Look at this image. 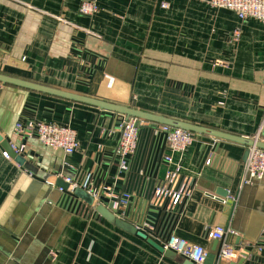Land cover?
I'll return each mask as SVG.
<instances>
[{
  "label": "crops",
  "instance_id": "obj_1",
  "mask_svg": "<svg viewBox=\"0 0 264 264\" xmlns=\"http://www.w3.org/2000/svg\"><path fill=\"white\" fill-rule=\"evenodd\" d=\"M81 1L0 0V73L264 140L263 22L207 0H96L91 16L79 13ZM120 117L0 82V134L25 144L34 165L5 157L0 142V264L186 263L138 230L160 245L175 233L204 246L205 264H238L242 257L217 263L211 231L219 225L234 231L228 242L250 251L247 264H264V178L242 182L247 145L197 134L172 152L149 126L123 169ZM29 121L71 126L80 147L66 154L19 134L16 124ZM177 166L190 196L168 215L170 230L168 220L156 232L162 215L153 191ZM68 177L99 186L109 205L66 200L60 187ZM124 191L131 192L127 213L111 220Z\"/></svg>",
  "mask_w": 264,
  "mask_h": 264
},
{
  "label": "built area",
  "instance_id": "obj_2",
  "mask_svg": "<svg viewBox=\"0 0 264 264\" xmlns=\"http://www.w3.org/2000/svg\"><path fill=\"white\" fill-rule=\"evenodd\" d=\"M207 2L213 7H224L234 11L241 19L254 18L264 23V0H207ZM98 10L99 6L96 0H82L79 5V13L82 15L91 16L98 12ZM235 34L238 35L239 31H236ZM149 126L155 134H163L165 136L169 149L172 152L184 151L194 141L197 135L183 128L149 122L133 116L121 115L118 125L119 142L117 146V154L120 158L121 168H128L129 160L138 149L141 132L145 127ZM16 131L25 136H35L40 143L49 147L60 148L66 154H71L80 147L77 132L69 125L45 121L18 122L16 124ZM12 148L17 153L22 154L26 150V145L23 143L20 145L12 144ZM3 154L5 157H11L8 151H4ZM165 160L169 163L173 162L172 155L165 156ZM179 170L180 167L177 166L175 170L167 173L166 178L156 185L151 199L159 208L165 207L170 213H174L190 196V187L192 184L189 179H183ZM179 176L181 181L176 184L175 180ZM263 178L264 149L256 145L250 146L244 165L242 182H252ZM66 181L71 184V188L82 186L87 189L95 198L96 203L98 201L99 204L104 202L100 199L101 190L99 186L88 184L78 185L69 177L66 178ZM60 189L63 190L62 187ZM130 199L131 192L124 191L119 199L114 201L112 207L120 217L126 215ZM223 201L226 202V200ZM142 224L138 223L137 228L140 225L143 226ZM145 225L147 226V223ZM151 230H154V228H151ZM233 233L234 231L232 229L220 225L212 229L211 237L222 240L219 261H230L247 254V250L244 248H236L226 240V235ZM161 241L164 243L163 246L165 249H170L190 259L195 264H205L206 262L209 252L202 245L190 243L175 233L165 235Z\"/></svg>",
  "mask_w": 264,
  "mask_h": 264
},
{
  "label": "water",
  "instance_id": "obj_3",
  "mask_svg": "<svg viewBox=\"0 0 264 264\" xmlns=\"http://www.w3.org/2000/svg\"><path fill=\"white\" fill-rule=\"evenodd\" d=\"M0 82L5 84V85L6 84L15 85V86H19V87H22L25 89H30V90H34V91H39V92L55 95V96L62 97V98L72 100L75 102L93 105V106L99 107L101 109H105V110L112 111V112H117L121 115H125L128 117L133 116V117H137V118L149 121V122H154V123H158V124H166V125H170L173 127L183 128L185 130L193 132L194 134H204V135L212 136L214 138L227 139L230 141L241 143L243 145H247V147H248V151L246 153V159L248 157V152H249L250 146L256 145V146L264 149V140H262V139L255 138V137L250 138V137H245L242 135L232 134V133H229L227 131H223V130H220V129H217L214 127H209V126L198 124V123H195L192 121H186L183 119H178V118H175V117L163 114V113L145 110V109H142V108H139L136 106L113 103V102L103 100V99H100L97 97H92L89 95L76 93V92H73L70 90H64L61 88L53 87V86L46 85V84L39 83V82H35V81H30L27 79H22L19 77L9 76V75L3 74V73H0ZM0 142L4 145L5 148H7L9 155L10 156L12 155L15 157V159L18 163H20L21 165H25V167L27 169H30V170L34 169V165H32V163L28 162L26 157L23 154L17 153L12 148V143L8 139H5L1 134H0ZM180 179H181L180 176L177 177L175 180V183L177 184L178 182H180L181 181ZM61 187L68 194L66 197V200H69L71 202L72 201H75V202L85 201L86 203H88L91 206L95 205V203H96L93 195H91L89 193V191L82 186H77L75 188H71V184L69 182H67L65 185H63ZM218 195L223 196V194H220V193H218ZM223 200H225V199H223ZM100 204L106 205V206L109 205L107 202H103ZM229 205L231 208H234L236 205V200H234ZM96 207H99V205L96 204ZM99 209H100V207H99ZM115 213H116V210H114V211L111 210L109 213H107L106 216L109 217V219H111V220H115V219H117ZM169 214H170V212H168V210L165 207L161 208V215L162 216L156 225L157 226L156 227L157 229L155 228L156 232H159V229L162 226V229L160 231V233H162L163 228H164V226L168 220H169L168 228L170 230L171 220L168 216ZM137 232H138V234L147 238L148 241L154 247L159 249L160 251H166V252L174 253V251H172L170 249H165L163 245H160L159 243H157L155 240H153L151 237H149L147 235V233H144L140 230H138ZM217 243L220 246L219 251H218V257H217V263H218L220 251H221V246H222V240H217ZM249 254H250V251L247 250V254L245 256H243L242 259H240L238 264H247V259H251V257L248 258V256H250ZM185 264H195V263L193 261H191L190 259H187ZM230 264H237V263L231 262Z\"/></svg>",
  "mask_w": 264,
  "mask_h": 264
}]
</instances>
